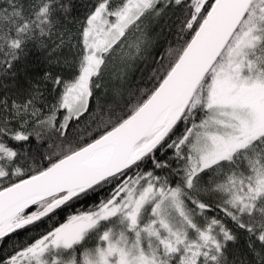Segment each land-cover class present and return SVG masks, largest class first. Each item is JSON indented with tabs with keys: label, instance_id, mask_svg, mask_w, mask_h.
<instances>
[{
	"label": "snow or ice",
	"instance_id": "6c2138e0",
	"mask_svg": "<svg viewBox=\"0 0 264 264\" xmlns=\"http://www.w3.org/2000/svg\"><path fill=\"white\" fill-rule=\"evenodd\" d=\"M0 264H264V0H0Z\"/></svg>",
	"mask_w": 264,
	"mask_h": 264
}]
</instances>
